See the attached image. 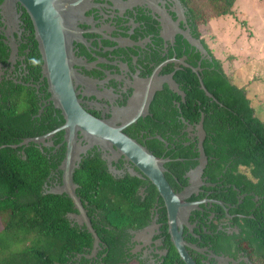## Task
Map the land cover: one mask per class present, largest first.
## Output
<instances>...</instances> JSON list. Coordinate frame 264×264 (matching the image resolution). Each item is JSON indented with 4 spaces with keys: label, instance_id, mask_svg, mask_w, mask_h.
Masks as SVG:
<instances>
[{
    "label": "flooded vegetation",
    "instance_id": "af4514ba",
    "mask_svg": "<svg viewBox=\"0 0 264 264\" xmlns=\"http://www.w3.org/2000/svg\"><path fill=\"white\" fill-rule=\"evenodd\" d=\"M79 16L78 39H71L75 61L71 65L80 107L110 129L104 132L107 136H124L164 160V178L182 203L175 228L195 264H253L236 244L240 232L236 219L246 218L236 209L247 192L230 203L225 196L221 198L228 193L226 185L219 176L210 177L206 172L204 110L211 104L209 98H215L204 78L207 71L216 69L212 66L216 58L201 38L200 25L195 24L186 3L89 0ZM16 90L24 96L20 106L28 125L21 131L20 142L11 148L21 159H27L28 148L43 157L41 193L68 203L61 213L71 226L88 231L77 218L85 214L98 237L96 247L93 238L89 252L72 258L74 264H80L82 256L87 264H110L107 243L97 234L103 226L113 229L120 262L186 264L171 240L165 201L126 150L116 140L82 132L77 124L69 142L67 118L44 75L43 53L32 20L17 0H0V105L6 103L7 93ZM199 90L202 96L200 92L195 95ZM159 102L163 103L158 110L163 115L160 121L154 111ZM171 116L182 123L176 133L163 125L171 123ZM27 139L38 141L20 145ZM180 141L189 148L182 151ZM182 152L187 155H179ZM84 179H90L89 185L83 184ZM103 214H148V219L140 227L136 222L119 230L103 223Z\"/></svg>",
    "mask_w": 264,
    "mask_h": 264
},
{
    "label": "trees",
    "instance_id": "16d2710c",
    "mask_svg": "<svg viewBox=\"0 0 264 264\" xmlns=\"http://www.w3.org/2000/svg\"><path fill=\"white\" fill-rule=\"evenodd\" d=\"M183 1L195 24L199 25L213 18L232 15L236 2ZM204 65L210 67L211 64L205 61ZM212 66L216 69L207 71L204 78L206 88L215 98L214 101L209 98L211 104L204 110L206 172L211 173L208 174L210 177L219 176L226 185L228 193L221 198L225 196L230 203H236L238 196L247 192L243 203L236 209L246 216L236 219L240 228L236 244L253 264H264V119L257 116L246 88L233 83L217 59ZM21 92L7 93L4 96L6 103L0 105V222L3 226L0 231V264H74L73 257L89 252L92 234L71 226L66 215L61 213L63 206L68 209V203L41 193L45 176L43 157L28 148L27 159H21L10 147L20 142L21 131L28 125V117L21 113L20 99L24 98ZM199 92L202 96L200 90L195 95L198 96ZM201 98L208 100L206 96ZM32 99L33 96L31 102L35 105ZM162 104L159 102L154 110L159 121L163 116L158 112ZM169 119L171 123L164 122L163 125L167 127L168 124V130L178 132L182 123L175 116ZM182 143L180 141L179 145L182 151L189 148ZM179 155L186 156L187 152ZM89 183L90 179L83 181L84 185ZM102 217L105 219L103 223L121 230L129 223L137 222L140 227L148 219V214H103ZM112 231L103 226L102 232L97 234L110 250L108 262L125 264L120 262L123 260L118 261L120 254ZM174 250L173 247L176 256ZM83 257L80 264H87Z\"/></svg>",
    "mask_w": 264,
    "mask_h": 264
},
{
    "label": "water",
    "instance_id": "95a60500",
    "mask_svg": "<svg viewBox=\"0 0 264 264\" xmlns=\"http://www.w3.org/2000/svg\"><path fill=\"white\" fill-rule=\"evenodd\" d=\"M17 1L26 9L34 25L39 48L43 53L44 75L48 81L53 98L58 101L60 108L64 110L67 118L66 127L70 132L69 142H72V137H74L73 131L76 129L75 124L84 133L94 135L97 138L104 139L106 137L105 139L116 140V145H121L126 150L128 158L138 165V168L150 179L159 195L165 201V206L168 211L171 240L177 252L186 264H195L186 253L185 245L187 243L183 241L181 232L175 228L178 208L182 203L180 196L173 192L164 178L162 172V163H164V160L148 153L144 148L138 147L134 142L124 136L118 138L116 135L107 136L104 132L110 129L103 122L86 114L76 100L72 85L74 74L72 73L71 64L75 61L72 54L71 39H78L76 21L81 18L79 11L89 0ZM202 88L208 96H212L206 90L203 83ZM199 130L203 131L201 125L199 126ZM117 132L119 131L117 130ZM117 135L120 134L117 133ZM28 141H38V139H27L20 143V145L27 144ZM10 147L13 148L15 146ZM205 162L206 159L204 158V161L199 166V171H202L204 167L203 163ZM70 195L74 202L78 204V200L74 195ZM68 216L72 218L74 215ZM77 218L80 223L83 224L85 222L88 231L95 240L94 247H96L98 237L86 219L85 214H79ZM189 247L193 246L189 245ZM95 251L92 252V255Z\"/></svg>",
    "mask_w": 264,
    "mask_h": 264
},
{
    "label": "rangeland",
    "instance_id": "374dc122",
    "mask_svg": "<svg viewBox=\"0 0 264 264\" xmlns=\"http://www.w3.org/2000/svg\"><path fill=\"white\" fill-rule=\"evenodd\" d=\"M199 32L230 80L246 88L257 116L264 119V0H236L232 15L200 24Z\"/></svg>",
    "mask_w": 264,
    "mask_h": 264
}]
</instances>
